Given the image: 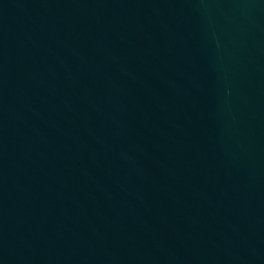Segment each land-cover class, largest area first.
<instances>
[{"label": "water", "instance_id": "water-1", "mask_svg": "<svg viewBox=\"0 0 264 264\" xmlns=\"http://www.w3.org/2000/svg\"><path fill=\"white\" fill-rule=\"evenodd\" d=\"M0 264H264V0H0Z\"/></svg>", "mask_w": 264, "mask_h": 264}]
</instances>
